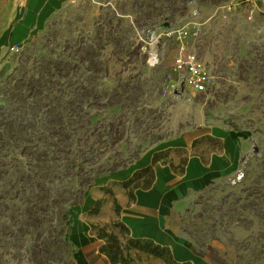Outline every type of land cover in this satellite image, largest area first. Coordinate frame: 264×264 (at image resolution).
I'll return each mask as SVG.
<instances>
[{"label": "rangeland", "instance_id": "rangeland-1", "mask_svg": "<svg viewBox=\"0 0 264 264\" xmlns=\"http://www.w3.org/2000/svg\"><path fill=\"white\" fill-rule=\"evenodd\" d=\"M191 1L59 0L18 39L24 1L0 0V264H78L72 238L99 178L179 139L207 157L214 129L237 135L236 163L173 208V230L221 264H264V0H197L185 45L211 82L166 99L180 46L166 29L189 26ZM117 223L105 227L125 258L151 264Z\"/></svg>", "mask_w": 264, "mask_h": 264}, {"label": "crops", "instance_id": "crops-1", "mask_svg": "<svg viewBox=\"0 0 264 264\" xmlns=\"http://www.w3.org/2000/svg\"><path fill=\"white\" fill-rule=\"evenodd\" d=\"M23 1L25 11L20 13L14 34L18 39L36 18L42 20L47 8L59 2ZM207 134L208 140L222 141L221 150L203 157L201 153L192 154L183 139H179L175 145L166 144L144 152L131 171L107 175L97 180L91 195L85 200V213L90 222L77 228L72 238L78 264H113L100 251L105 241L98 238L97 231L90 230L95 229L93 225H108L115 218L121 220L133 238L153 240L168 247L177 263L221 264L194 252L175 234L170 220L172 210L178 203L193 192L205 188L218 176L229 173L236 163L239 155L237 135H225L217 129ZM97 201H101V206L98 213H93L91 211ZM117 204L118 214L115 211ZM150 256L153 258L151 264H167L160 258Z\"/></svg>", "mask_w": 264, "mask_h": 264}, {"label": "built area", "instance_id": "built-area-1", "mask_svg": "<svg viewBox=\"0 0 264 264\" xmlns=\"http://www.w3.org/2000/svg\"><path fill=\"white\" fill-rule=\"evenodd\" d=\"M235 1L238 0H228L225 7L231 8ZM190 5L191 15L195 18L189 26L166 29L167 35H173L180 42L178 52L174 57L170 72L165 76L162 87V95L166 99L188 98L194 93L205 92L211 82V70L208 63L190 52L185 45L189 37H196L200 32V21L195 20L199 14L197 0H192ZM10 49L18 50L16 45H12Z\"/></svg>", "mask_w": 264, "mask_h": 264}, {"label": "trees", "instance_id": "trees-1", "mask_svg": "<svg viewBox=\"0 0 264 264\" xmlns=\"http://www.w3.org/2000/svg\"><path fill=\"white\" fill-rule=\"evenodd\" d=\"M100 206L101 201H97L91 212L98 213ZM115 211L117 214L119 213L118 204L115 205ZM117 224H121L123 227H125L122 223ZM93 228H97L98 238L105 241V244L101 246L100 251L107 255L111 263L131 264V262L125 258L124 248L119 243L118 236L114 232L107 231L105 226L99 227L93 225ZM130 245L131 247L128 249L135 248L137 250L144 251L148 254H151L153 257L162 259L167 264H180L175 262L171 250L168 247L161 246L160 244L155 243L153 240L131 238Z\"/></svg>", "mask_w": 264, "mask_h": 264}]
</instances>
